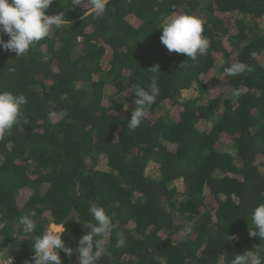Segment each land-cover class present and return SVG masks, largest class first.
I'll list each match as a JSON object with an SVG mask.
<instances>
[{"label":"trees","instance_id":"trees-1","mask_svg":"<svg viewBox=\"0 0 264 264\" xmlns=\"http://www.w3.org/2000/svg\"><path fill=\"white\" fill-rule=\"evenodd\" d=\"M174 12L203 21L206 55L193 61L161 43L162 19ZM57 14L62 28L26 55L0 50V91L28 101L0 139V257L33 264L35 238L60 225L73 249L72 257L60 251L63 264H78L95 202L115 225L97 264L264 258V240L249 236L264 203V0H108L100 16L88 0L76 8L54 0L46 15ZM238 62L251 70L223 74ZM155 65L160 72L149 70ZM153 75L160 94L129 129L135 88L147 90ZM210 77L229 96L213 93ZM189 90L196 96L184 99ZM150 163L158 176L147 173ZM23 215L35 232H23ZM121 232L126 245L117 248Z\"/></svg>","mask_w":264,"mask_h":264},{"label":"clouds","instance_id":"clouds-1","mask_svg":"<svg viewBox=\"0 0 264 264\" xmlns=\"http://www.w3.org/2000/svg\"><path fill=\"white\" fill-rule=\"evenodd\" d=\"M54 3V0H0V34L9 37L7 42L0 35V50L12 52L16 57L27 54L31 46L46 38L55 29L62 28L64 16L62 14L46 15V11ZM82 0H71L72 7H79ZM91 11L100 16L106 11L108 0H88ZM162 35L161 43L169 53L183 54L188 59L195 61L198 56L207 54L210 41L203 35V21L195 16L172 13L164 17L161 22ZM255 55V54H253ZM185 63L181 65L183 68ZM158 73L159 65L149 69ZM249 66L243 62L233 64L224 69V75L228 77L239 76L250 71ZM14 71V69H9ZM160 94L158 87V76L153 75L149 88H135V110L127 122V128L135 130L141 124L148 108L155 103ZM241 95L239 90L232 92V97L238 98ZM27 98L23 95H14L11 91H0V139L10 135L14 125L23 116L22 106L27 104ZM57 114L49 113V119ZM88 211L92 219L83 226L89 229L79 240V247L76 249L78 264H97L106 249V240L113 228V217L109 216L105 209L95 202H90ZM114 215V214H113ZM79 223V221H76ZM19 224L25 234H31L36 230V222L28 215L19 218ZM195 221H191L184 229L186 236L193 231ZM60 227V228H53ZM51 227V229H50ZM60 225H50L42 235L35 238L33 245V264H63L60 251L68 257L73 256V249L65 246ZM249 236L259 237L264 240V203L256 206L251 215V226ZM238 236H227V240L238 241ZM126 245L124 233H119L116 247L122 248ZM231 264H264V258L255 251H247L242 255H235Z\"/></svg>","mask_w":264,"mask_h":264},{"label":"rangeland","instance_id":"rangeland-1","mask_svg":"<svg viewBox=\"0 0 264 264\" xmlns=\"http://www.w3.org/2000/svg\"><path fill=\"white\" fill-rule=\"evenodd\" d=\"M215 74V73H213ZM207 84L208 85H211L212 87H215L216 89H213V93H216V95H219V94H223L225 97L226 96H229L228 95V91L221 85L218 84V82H214V80L212 79V77L208 78L207 80ZM196 96V92L194 90H189V91H186L184 94H183V98L184 99H187V98H193ZM147 173L150 175L152 174L153 177H156L158 176L157 172H156V169H155V166L153 165V163H150L148 165V171ZM51 229V227H50Z\"/></svg>","mask_w":264,"mask_h":264},{"label":"built area","instance_id":"built-area-1","mask_svg":"<svg viewBox=\"0 0 264 264\" xmlns=\"http://www.w3.org/2000/svg\"><path fill=\"white\" fill-rule=\"evenodd\" d=\"M0 264H19L13 257H0Z\"/></svg>","mask_w":264,"mask_h":264},{"label":"bare ground","instance_id":"bare-ground-1","mask_svg":"<svg viewBox=\"0 0 264 264\" xmlns=\"http://www.w3.org/2000/svg\"><path fill=\"white\" fill-rule=\"evenodd\" d=\"M53 228H55V229H56V228H59V227H53Z\"/></svg>","mask_w":264,"mask_h":264},{"label":"crops","instance_id":"crops-1","mask_svg":"<svg viewBox=\"0 0 264 264\" xmlns=\"http://www.w3.org/2000/svg\"><path fill=\"white\" fill-rule=\"evenodd\" d=\"M54 227V226H53ZM60 228V227H59Z\"/></svg>","mask_w":264,"mask_h":264}]
</instances>
